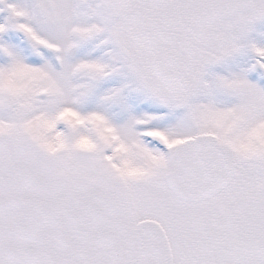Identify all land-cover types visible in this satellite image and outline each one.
Listing matches in <instances>:
<instances>
[{
  "label": "snow or ice",
  "instance_id": "1",
  "mask_svg": "<svg viewBox=\"0 0 264 264\" xmlns=\"http://www.w3.org/2000/svg\"><path fill=\"white\" fill-rule=\"evenodd\" d=\"M0 264H264V0H0Z\"/></svg>",
  "mask_w": 264,
  "mask_h": 264
}]
</instances>
